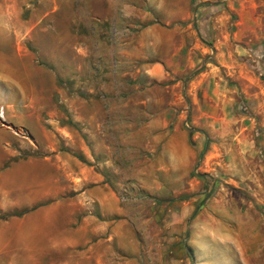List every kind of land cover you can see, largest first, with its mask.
Here are the masks:
<instances>
[{
  "label": "rangeland",
  "instance_id": "374dc122",
  "mask_svg": "<svg viewBox=\"0 0 264 264\" xmlns=\"http://www.w3.org/2000/svg\"><path fill=\"white\" fill-rule=\"evenodd\" d=\"M103 8L0 0V85L11 97L0 123L26 141L17 157L92 166L120 203L159 214L142 240L154 248L147 264H264V0H190L183 47L161 81L118 73L108 53L126 31ZM166 133L176 142L183 133L187 147L170 153ZM71 180L50 182L54 199L0 211V264L82 263L44 241L60 232V205L57 217L23 218ZM185 203L192 210L179 222ZM16 231L30 248L9 242Z\"/></svg>",
  "mask_w": 264,
  "mask_h": 264
},
{
  "label": "crops",
  "instance_id": "0c3cea01",
  "mask_svg": "<svg viewBox=\"0 0 264 264\" xmlns=\"http://www.w3.org/2000/svg\"><path fill=\"white\" fill-rule=\"evenodd\" d=\"M145 1L151 10L142 8V0H99L103 9L112 14L105 13V19L112 18L115 24L120 19L119 24L126 31L118 37V47H112L108 54L117 63L120 75L161 81L166 78L165 64L174 59L183 47L180 23L191 16L190 0ZM11 6L8 4L6 8ZM154 14L161 15L164 21L154 19ZM150 18L154 20L142 24ZM79 22L80 18L76 16L73 23ZM130 26L138 29L130 32ZM126 67L128 69L124 70ZM10 98L8 93L2 94L0 85V106L3 109L0 121L10 116L4 106ZM166 135L168 139L164 146L170 153H177L178 147H187L183 133L179 142L173 134ZM18 141L21 146H18ZM26 144L13 127L0 123V211L31 208L54 199L58 191L49 187L50 182L68 174L72 180L67 186H60V199L56 198V202L50 205L38 206L35 213L24 214V221L39 212L44 213L45 218L57 217L59 213L54 208L60 205V232L44 238L50 248L73 251L81 259L80 264H147V259L153 257L154 248L144 245L142 240L147 241L150 233L155 231V220L159 214L140 206L120 203L104 177L92 166L77 161L74 163L76 170L70 165L72 161L62 156L60 162L49 156L18 158V148ZM65 191L72 193L66 195ZM191 210L189 203L183 204L178 214L179 222L186 219ZM16 218H11L10 223H15ZM177 221L175 219L174 224ZM156 229L159 231V226ZM15 234L17 239L9 242L23 243L26 248L35 242L32 238L22 239L21 231ZM157 248L159 257V245Z\"/></svg>",
  "mask_w": 264,
  "mask_h": 264
},
{
  "label": "trees",
  "instance_id": "16d2710c",
  "mask_svg": "<svg viewBox=\"0 0 264 264\" xmlns=\"http://www.w3.org/2000/svg\"><path fill=\"white\" fill-rule=\"evenodd\" d=\"M199 209V207L192 213V215L191 216H193V215H195V213H196V211ZM18 214H20V213H18Z\"/></svg>",
  "mask_w": 264,
  "mask_h": 264
},
{
  "label": "built area",
  "instance_id": "2783aa9c",
  "mask_svg": "<svg viewBox=\"0 0 264 264\" xmlns=\"http://www.w3.org/2000/svg\"><path fill=\"white\" fill-rule=\"evenodd\" d=\"M2 113H3V110L1 109V110H0V115H2Z\"/></svg>",
  "mask_w": 264,
  "mask_h": 264
}]
</instances>
